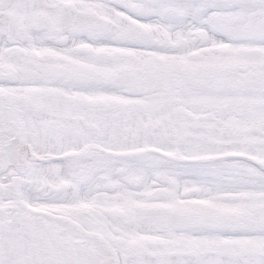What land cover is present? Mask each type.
Masks as SVG:
<instances>
[{
	"label": "snow or ice",
	"instance_id": "obj_1",
	"mask_svg": "<svg viewBox=\"0 0 264 264\" xmlns=\"http://www.w3.org/2000/svg\"><path fill=\"white\" fill-rule=\"evenodd\" d=\"M0 264H264V0H0Z\"/></svg>",
	"mask_w": 264,
	"mask_h": 264
}]
</instances>
